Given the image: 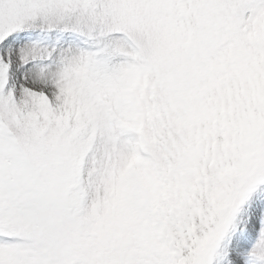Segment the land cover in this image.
Returning a JSON list of instances; mask_svg holds the SVG:
<instances>
[{
    "label": "snow or ice",
    "instance_id": "snow-or-ice-1",
    "mask_svg": "<svg viewBox=\"0 0 264 264\" xmlns=\"http://www.w3.org/2000/svg\"><path fill=\"white\" fill-rule=\"evenodd\" d=\"M0 264H264V0H0Z\"/></svg>",
    "mask_w": 264,
    "mask_h": 264
}]
</instances>
